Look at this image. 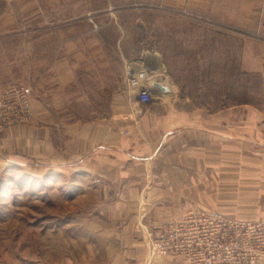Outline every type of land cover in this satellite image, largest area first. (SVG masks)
<instances>
[{"label":"rangeland","instance_id":"obj_1","mask_svg":"<svg viewBox=\"0 0 264 264\" xmlns=\"http://www.w3.org/2000/svg\"><path fill=\"white\" fill-rule=\"evenodd\" d=\"M28 36L34 44L43 43L49 60L65 54L72 58L74 49L91 60L93 73L81 77L86 97L79 107L82 113L58 116L67 121L102 117L87 113L93 102L102 111L106 106L107 113L110 101L114 111L126 106L127 99L117 97L127 87L120 72L125 63L131 67L146 57L148 78L161 74L168 84L166 92L160 91L153 86L156 79H150L148 106H203L210 111L236 107L242 124L254 109L259 122L264 120V0H210L201 14L171 0H0V79L10 73L17 80L13 85L29 84L34 90L35 82L22 76ZM94 39L97 45L89 46ZM101 61L107 62L105 72L97 69ZM100 77L111 79L106 98ZM128 99L130 103L131 93ZM78 184L71 171L59 172L54 164L0 153V264L182 261L157 253L169 225L140 229L142 261H137L135 243L129 246V257L113 251V259L101 258L103 249L96 252L94 246L103 243L90 241L88 226L81 225L80 206L75 205ZM190 206L200 208L188 204L183 211Z\"/></svg>","mask_w":264,"mask_h":264},{"label":"crops","instance_id":"obj_2","mask_svg":"<svg viewBox=\"0 0 264 264\" xmlns=\"http://www.w3.org/2000/svg\"><path fill=\"white\" fill-rule=\"evenodd\" d=\"M171 3L187 5L201 14L210 0ZM96 42L91 40L88 45ZM43 48V43L34 44L28 36V64L22 76L35 82L33 118L0 136V153L31 163L54 164L59 172L71 171L78 178L74 190L80 197L75 205L80 206L81 225L88 226L90 241L95 238L94 242L103 243V247L94 246L96 252L103 249L101 258L113 259L115 251L122 258L129 257V246L135 243L137 261H142L140 229L165 228L188 204L203 209L210 205L232 218L264 220V120L259 122L256 110L250 109L248 122L242 124L236 107L216 111L203 106L131 107L128 78L145 70L146 57L137 61L138 66L125 63L120 72L127 87L117 97L127 99L126 106L114 111L110 101L107 113L106 106L102 111L92 100L87 113L102 117L67 121L58 116L82 113L79 107L86 97L81 77L93 73L91 60L76 49L72 58L65 54L49 60ZM98 68L105 72L107 62H99ZM159 75L155 86L163 91L168 84ZM110 80L99 79L104 98ZM16 81L10 73L0 79V93Z\"/></svg>","mask_w":264,"mask_h":264},{"label":"built area","instance_id":"obj_3","mask_svg":"<svg viewBox=\"0 0 264 264\" xmlns=\"http://www.w3.org/2000/svg\"><path fill=\"white\" fill-rule=\"evenodd\" d=\"M146 70L129 75L131 107L147 105L152 88ZM29 84L11 85L0 93V136L9 128L32 121ZM159 255L181 258L186 264H262L264 220L232 218L217 210L190 206L164 230Z\"/></svg>","mask_w":264,"mask_h":264},{"label":"bare ground","instance_id":"obj_4","mask_svg":"<svg viewBox=\"0 0 264 264\" xmlns=\"http://www.w3.org/2000/svg\"><path fill=\"white\" fill-rule=\"evenodd\" d=\"M151 59H152V58H151ZM134 64H135L136 66H138L137 64H140V62H135ZM144 64H145V63H144ZM141 66H142V65H141ZM144 68H145V70L147 69V65H146V64H145V67H144ZM155 84H156V83H154L153 86H154L155 88H157L158 90H160V88H158V86H155ZM163 91L166 92L167 89L165 88Z\"/></svg>","mask_w":264,"mask_h":264},{"label":"water","instance_id":"obj_5","mask_svg":"<svg viewBox=\"0 0 264 264\" xmlns=\"http://www.w3.org/2000/svg\"><path fill=\"white\" fill-rule=\"evenodd\" d=\"M156 77H161L160 75H158V76H151L150 78H149V83H150V86H151V88H152V82H151V80L153 79H156ZM151 79V80H150Z\"/></svg>","mask_w":264,"mask_h":264}]
</instances>
